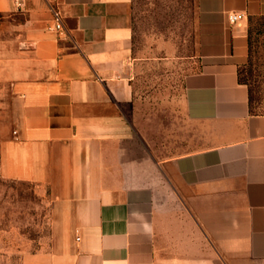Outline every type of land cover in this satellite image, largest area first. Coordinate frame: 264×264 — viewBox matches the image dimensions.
I'll return each mask as SVG.
<instances>
[{"label":"crops","instance_id":"1","mask_svg":"<svg viewBox=\"0 0 264 264\" xmlns=\"http://www.w3.org/2000/svg\"><path fill=\"white\" fill-rule=\"evenodd\" d=\"M195 14L193 146L157 159L126 116L131 0H0V171L63 209L57 245L21 264H264V114L240 81L264 0H195Z\"/></svg>","mask_w":264,"mask_h":264},{"label":"rangeland","instance_id":"2","mask_svg":"<svg viewBox=\"0 0 264 264\" xmlns=\"http://www.w3.org/2000/svg\"><path fill=\"white\" fill-rule=\"evenodd\" d=\"M131 53L126 116L157 159L192 148L183 111V79L197 67L195 0H131ZM249 58L241 80L251 110L264 114V18L247 26ZM9 91L0 86V149L11 134ZM63 209L47 187L4 177L0 171V264H21L25 254L49 250L63 231Z\"/></svg>","mask_w":264,"mask_h":264},{"label":"built area","instance_id":"3","mask_svg":"<svg viewBox=\"0 0 264 264\" xmlns=\"http://www.w3.org/2000/svg\"><path fill=\"white\" fill-rule=\"evenodd\" d=\"M15 2H18V0H14ZM240 19V16L237 14H230L228 15V21L231 24L236 23ZM53 29L56 31H62V25H61V16L58 11L53 12Z\"/></svg>","mask_w":264,"mask_h":264},{"label":"trees","instance_id":"4","mask_svg":"<svg viewBox=\"0 0 264 264\" xmlns=\"http://www.w3.org/2000/svg\"><path fill=\"white\" fill-rule=\"evenodd\" d=\"M240 81L245 84L242 80H241V77H240ZM249 103H250V107H251V100H250V91H249Z\"/></svg>","mask_w":264,"mask_h":264}]
</instances>
